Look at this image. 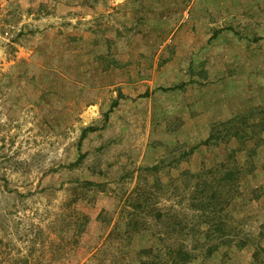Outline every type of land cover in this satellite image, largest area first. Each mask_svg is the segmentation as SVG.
I'll use <instances>...</instances> for the list:
<instances>
[{"label": "rangeland", "instance_id": "rangeland-1", "mask_svg": "<svg viewBox=\"0 0 264 264\" xmlns=\"http://www.w3.org/2000/svg\"><path fill=\"white\" fill-rule=\"evenodd\" d=\"M101 1L91 25L110 29L116 44L136 38L139 26L126 33L121 9ZM40 8L39 0H0V264H145L156 260L147 255L150 247L160 255L158 264H175L168 252L182 245L194 254L184 264H264V159L221 214L194 208L193 188L175 166L199 139L168 147L158 172L145 169L160 161H142L157 146L143 136L148 118H168L169 130L178 128L173 100L162 99L152 113L145 105L120 113L123 95L115 87L72 103L78 89L62 77L72 76L70 59L56 58L55 48L41 43L71 44L70 33L85 29L87 19L75 30L79 20L39 16ZM116 30L126 39H113ZM111 54L104 68L123 66L120 47ZM145 60L135 65L150 66ZM165 60L161 56L154 66ZM202 71L193 84H208ZM187 83H178L180 92L190 93ZM88 127L96 130L81 139ZM201 167L191 160L182 169ZM134 218L137 233L126 226ZM222 241L226 245L210 256V247Z\"/></svg>", "mask_w": 264, "mask_h": 264}, {"label": "crops", "instance_id": "crops-1", "mask_svg": "<svg viewBox=\"0 0 264 264\" xmlns=\"http://www.w3.org/2000/svg\"><path fill=\"white\" fill-rule=\"evenodd\" d=\"M45 1L54 7V11L44 16L79 20L75 30L83 19H87L85 29L70 33L76 37L71 44L64 40L57 48L58 40L41 43V47L53 46L56 58L70 59L72 76L62 74V77H71V84L78 89L71 97L72 103L78 98L82 103L89 93L103 96L106 89L115 87H121L123 95L116 108L120 113L135 111L142 105L149 106L152 113L159 111L156 106L162 105L159 103L162 99L173 100L174 115L180 121L176 130H169L171 119L168 118L156 123L148 118L143 126L147 128L143 135L147 138L146 143H157L144 154V164L160 161L168 147L178 142L187 143L197 138L201 144L209 137L213 122L225 121L234 113L252 107H264V0H108L112 2L111 6L121 9L119 16L122 19H119L124 26L129 25L126 30L132 31L133 27L139 26L134 30L136 38L119 43L117 57L123 66L110 69L104 68L102 60L97 58L106 54L107 47L104 42L96 41L90 21L105 1L94 7L86 0ZM141 15L147 16L144 25L138 21L135 24ZM48 29L59 32L62 28ZM168 48L171 53L163 55ZM161 56L166 60L158 68L154 64ZM141 59L150 61V66L139 68L140 63L135 65V61ZM196 67L197 71L204 69L202 72L208 84L198 86L191 82L201 80L197 71L192 72ZM60 69L62 66L57 67V71ZM180 82L190 83L187 86L191 89L186 86L190 93L180 92ZM169 88L173 90L164 91ZM89 107L95 108V104ZM170 111L168 108L167 113ZM229 148H237V142L233 140ZM227 154L225 145L218 147L216 153L207 152L205 146H200V150L179 166L181 169L189 166L191 160L214 164L219 159H226ZM237 159L243 163L244 153L238 152Z\"/></svg>", "mask_w": 264, "mask_h": 264}, {"label": "trees", "instance_id": "trees-1", "mask_svg": "<svg viewBox=\"0 0 264 264\" xmlns=\"http://www.w3.org/2000/svg\"><path fill=\"white\" fill-rule=\"evenodd\" d=\"M39 1L41 6V12L38 13L39 16L49 15L54 11V7L51 4L47 3L45 0ZM100 1L101 0H86V3L94 7ZM31 10L32 9H30V11ZM92 30L97 36L96 41L104 42L107 47L106 54L103 53L97 57L104 63L106 62V57H109L108 55L111 54V48L118 47L119 42L116 44L115 41L107 36L106 32H109L110 29H102L100 25L97 27L94 26ZM126 31V33H128L130 29ZM114 32L115 37H113V39H120L123 41L128 36V34H122L118 32V30ZM59 33L64 35L60 31ZM70 40L74 41L76 37L70 36ZM116 64H118V62ZM171 90L173 89H164L166 92ZM117 102L118 101H116L115 104H117ZM106 117H108V114ZM95 130L96 128L94 127L83 129L81 139H84L89 132ZM233 140L237 142V148H229ZM221 145H225L227 148L228 154L226 159H219L212 165L203 163L202 167L197 172L181 169L182 177L189 183L187 187L193 188V195L190 197V200L196 207L194 205L192 206L198 210H204V212L214 209L215 214H221L222 211L226 210L231 201L240 195L243 181L248 176L253 175L261 166V160L264 159V107H252L245 111L234 113L225 121L213 122L210 125L209 137L200 145L194 146L190 151L184 153L175 167L180 168L179 165L181 162L188 160L191 155L200 150V146H205L209 152L216 153L218 147ZM238 152H242L245 155V161L243 163H239L237 159ZM161 163H164V159L160 160V163L154 167L146 168L145 171L158 172L162 167ZM140 206L141 205L135 207V209L138 207L140 208ZM126 226L127 228L131 226L133 230H136L134 231L135 233L138 232L136 228L138 227V222L135 218L134 221L131 220L127 222ZM206 231L207 234H209V228ZM137 236L135 239L138 238ZM223 245H226V243L222 241L210 247L209 255L211 256L214 252L223 247ZM153 248L150 247L148 249L147 255L148 257L150 255L156 260L152 263L146 261L145 264H158L157 261L160 255L156 253V248H154L155 252ZM170 249L172 252H168V255L172 258V263L184 264L192 261L194 258V254L184 248L183 245L178 249L174 247ZM142 253L144 252L140 254L142 255Z\"/></svg>", "mask_w": 264, "mask_h": 264}]
</instances>
